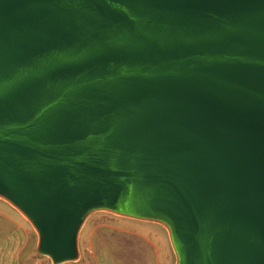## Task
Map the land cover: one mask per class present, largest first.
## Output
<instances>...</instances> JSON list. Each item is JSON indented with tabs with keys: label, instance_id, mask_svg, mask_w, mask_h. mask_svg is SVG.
<instances>
[{
	"label": "water",
	"instance_id": "1",
	"mask_svg": "<svg viewBox=\"0 0 264 264\" xmlns=\"http://www.w3.org/2000/svg\"><path fill=\"white\" fill-rule=\"evenodd\" d=\"M0 197L53 264L95 210L264 264V0H0Z\"/></svg>",
	"mask_w": 264,
	"mask_h": 264
},
{
	"label": "rangeland",
	"instance_id": "2",
	"mask_svg": "<svg viewBox=\"0 0 264 264\" xmlns=\"http://www.w3.org/2000/svg\"><path fill=\"white\" fill-rule=\"evenodd\" d=\"M29 223L36 234V256L52 264L49 256L38 252L39 234L30 220ZM109 242L115 245L116 255L125 264H177L178 261L171 231L165 224L108 210L91 212L80 230V255H93L103 244L108 248Z\"/></svg>",
	"mask_w": 264,
	"mask_h": 264
},
{
	"label": "crops",
	"instance_id": "3",
	"mask_svg": "<svg viewBox=\"0 0 264 264\" xmlns=\"http://www.w3.org/2000/svg\"><path fill=\"white\" fill-rule=\"evenodd\" d=\"M35 237L26 216L0 198V264H51L46 258L36 256ZM108 244V248L103 244L93 255L82 254L75 261L61 264H125L116 255L115 245L112 242Z\"/></svg>",
	"mask_w": 264,
	"mask_h": 264
},
{
	"label": "bare ground",
	"instance_id": "4",
	"mask_svg": "<svg viewBox=\"0 0 264 264\" xmlns=\"http://www.w3.org/2000/svg\"><path fill=\"white\" fill-rule=\"evenodd\" d=\"M20 212H21V210H20ZM22 213V212H21ZM23 214V213H22ZM24 215V214H23ZM25 216V215H24Z\"/></svg>",
	"mask_w": 264,
	"mask_h": 264
}]
</instances>
